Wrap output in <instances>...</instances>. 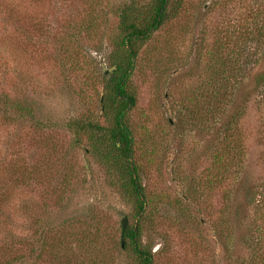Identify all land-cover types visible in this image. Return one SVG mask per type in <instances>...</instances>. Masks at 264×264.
<instances>
[{"label": "rangeland", "instance_id": "374dc122", "mask_svg": "<svg viewBox=\"0 0 264 264\" xmlns=\"http://www.w3.org/2000/svg\"><path fill=\"white\" fill-rule=\"evenodd\" d=\"M125 1L145 8L152 0H15L19 11L9 9L14 0H6L0 92L34 99L38 119L14 115L6 122L0 116V173L14 164V177L26 175L12 202L6 201L8 223L2 221L0 239L12 242V256L31 254L27 264H132L131 244L122 238L126 215L127 226L143 222L141 243L155 252L154 264H247L250 242L242 234L249 235L251 211L237 225L234 251L225 255L216 228L225 216L221 191L211 199V216L202 207L206 197L197 203L186 194L191 184L204 191L195 178L206 174L212 137L208 123L198 119L205 108L195 118L191 104L208 79L215 46L234 56L245 45L254 49L249 37L264 26V0H187L141 47L130 82L137 103L128 122L143 184L157 200L147 211L153 208V215L142 218L100 159L85 144L73 145L66 126L75 116L107 124L102 75L113 67L118 5ZM78 31L76 40L67 39ZM198 99L202 103L204 96ZM255 122L250 118L244 127L252 145L247 162L264 172ZM10 176L0 180L1 188L11 189ZM91 216L97 219L90 221ZM45 221L57 224L47 234L46 248L58 257L35 261Z\"/></svg>", "mask_w": 264, "mask_h": 264}, {"label": "trees", "instance_id": "16d2710c", "mask_svg": "<svg viewBox=\"0 0 264 264\" xmlns=\"http://www.w3.org/2000/svg\"><path fill=\"white\" fill-rule=\"evenodd\" d=\"M186 1L152 0L145 8L129 4L128 1L118 5L117 32L114 38L115 56L111 58V64L116 67V70L109 76L102 75L105 84L103 109L107 124L105 126L83 116L72 117L66 124L73 133V145L85 144L90 152L100 159L111 175L117 179L122 190L135 201L137 214L141 218L145 215H153V208L149 213L147 211L149 206L157 200L156 197H151L147 193L142 180L143 168L135 160L134 136L128 122V113L137 103V96L131 90V77L141 47L168 22L172 16L171 13L177 12ZM6 3V0H0V19L9 15L4 12ZM14 5H16L15 0ZM13 8L19 11L20 6H9V9L13 10ZM257 33L256 36L249 37L255 42L253 50L245 45L241 51L236 52V56L232 50L224 55L220 51L223 45H217L211 53L213 62L207 67L208 79L199 87V91L194 92L195 96L192 100L194 105L191 104V111L195 118L201 114V109L205 108V112L198 119L207 122L205 129L208 132L211 131L212 137L208 146L209 154H207L209 166L206 174L202 173L195 178L204 191L196 190L191 184L186 192L193 202L198 203L201 196L202 199L206 197L207 204L202 207L211 216L214 209L211 199L213 195L218 194L219 190L221 191L220 200L225 216L222 227L216 225V228L220 239L225 242V255L234 251L237 225L242 221L241 217H245L246 213L251 211L254 222L250 223L252 226H249L246 231L249 235L241 233L247 238L246 242H250L247 249L251 257L247 264H264V175H262L264 172L259 171L257 167L251 168L247 162L252 145L248 143L244 128L250 118L256 121L258 130L255 134L259 141L256 142L259 148V164L264 170L263 25L258 28ZM69 34L67 39L76 40L79 31ZM64 46L69 51L68 54H71V49H67V43ZM76 62L79 61L76 60ZM100 62L101 60L98 59L96 66H99ZM82 76L84 78V74ZM85 76L87 79V75ZM199 96H204L202 103L198 99ZM24 97L19 98L4 91L0 92V116L4 121L13 122L14 115L33 121L38 119L35 100L26 95ZM196 99L198 100L195 101ZM9 167V171L0 173L2 181L5 180L6 175L8 177L11 175L10 177L13 178L12 190L0 187V229H6L1 226V223L2 221L8 223L7 208L9 202H12L14 190L26 182L25 174L14 177L16 167L14 164ZM229 208H232V214H228L227 217ZM89 219L93 221L97 218L91 216ZM142 224L140 220L134 226L122 229V238L126 241V246L129 242L131 244L134 252L132 264H154L155 252L141 243ZM56 225L52 221H45L40 226L38 234L40 252L35 261L45 257H58L46 248L47 234L53 231ZM254 234L255 238L249 237ZM2 241L0 239V264H27L26 259L31 254L12 256V250H14L13 246L10 248L12 242ZM98 243L99 239L93 241L91 245L96 247Z\"/></svg>", "mask_w": 264, "mask_h": 264}, {"label": "water", "instance_id": "95a60500", "mask_svg": "<svg viewBox=\"0 0 264 264\" xmlns=\"http://www.w3.org/2000/svg\"><path fill=\"white\" fill-rule=\"evenodd\" d=\"M104 66H106V65L104 64ZM115 70H116V67L113 66V67L109 68L108 70H105L104 73L109 75L110 72H114ZM102 100H103V97H102ZM127 224H128V216L124 215L121 219V225H122L123 230L127 227ZM122 246H124V241L122 242Z\"/></svg>", "mask_w": 264, "mask_h": 264}]
</instances>
